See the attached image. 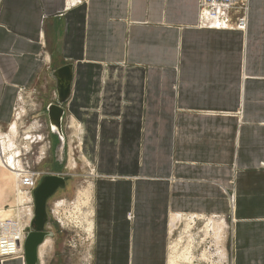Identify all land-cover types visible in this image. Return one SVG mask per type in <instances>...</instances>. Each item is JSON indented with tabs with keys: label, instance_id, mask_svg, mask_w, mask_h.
I'll return each instance as SVG.
<instances>
[{
	"label": "crops",
	"instance_id": "crops-1",
	"mask_svg": "<svg viewBox=\"0 0 264 264\" xmlns=\"http://www.w3.org/2000/svg\"><path fill=\"white\" fill-rule=\"evenodd\" d=\"M247 3L245 29H215L198 0H0V127L29 94L48 122L71 65L90 264H168L174 216L227 217L230 264H264V0ZM0 251L25 264L21 243Z\"/></svg>",
	"mask_w": 264,
	"mask_h": 264
},
{
	"label": "rangeland",
	"instance_id": "rangeland-1",
	"mask_svg": "<svg viewBox=\"0 0 264 264\" xmlns=\"http://www.w3.org/2000/svg\"><path fill=\"white\" fill-rule=\"evenodd\" d=\"M42 111L37 99L29 94L19 101L11 125L0 127V217H12L19 226V231L12 236L9 234L10 237L4 236L0 244L15 247L16 239L22 244L24 236L20 233L19 208L31 198L25 191L26 186L21 187L30 178V173L23 170L62 173L69 176V183L48 201L50 219L46 230L53 235L47 237L48 244L45 251L40 252L39 264H90L92 170L81 151H73L70 144L67 172L53 166L54 143ZM70 127L75 132L74 124ZM7 197L12 201L9 202L12 210L2 208ZM211 220L214 227L208 226ZM171 230L168 264H230L227 217L174 216Z\"/></svg>",
	"mask_w": 264,
	"mask_h": 264
},
{
	"label": "water",
	"instance_id": "water-1",
	"mask_svg": "<svg viewBox=\"0 0 264 264\" xmlns=\"http://www.w3.org/2000/svg\"><path fill=\"white\" fill-rule=\"evenodd\" d=\"M57 98L46 106L45 113L49 123V129L54 139L53 153L55 161H63L66 158V142L62 127L65 115L63 107L70 93L71 65L66 64L55 72ZM67 175L48 173L39 177L36 186L32 190L33 218L25 234L23 241V258L25 264H39V247L53 232L46 230L49 222L48 201L57 190L63 189Z\"/></svg>",
	"mask_w": 264,
	"mask_h": 264
},
{
	"label": "built area",
	"instance_id": "built-area-1",
	"mask_svg": "<svg viewBox=\"0 0 264 264\" xmlns=\"http://www.w3.org/2000/svg\"><path fill=\"white\" fill-rule=\"evenodd\" d=\"M247 0H198V20L197 26L215 29H229L238 28L245 29L247 22ZM26 174L30 173V178L25 180L21 187L26 186V190L30 195H32V190L36 186V183L43 172L29 170H23ZM12 202V201H10ZM23 205L19 208V219L22 224L20 227V233L23 234V241L27 229L30 226V222L33 218L34 206L33 198L25 200ZM7 210H12L13 206L10 203L4 206ZM12 217L1 218L0 217V243L5 238L4 236L10 237L17 230L19 231L18 222L13 220ZM18 221V220H17ZM16 246L20 247V241L15 240ZM23 253V249H22ZM10 253L4 254L0 251V263L10 256Z\"/></svg>",
	"mask_w": 264,
	"mask_h": 264
},
{
	"label": "flooded vegetation",
	"instance_id": "flooded-vegetation-1",
	"mask_svg": "<svg viewBox=\"0 0 264 264\" xmlns=\"http://www.w3.org/2000/svg\"><path fill=\"white\" fill-rule=\"evenodd\" d=\"M64 165H66V158H65V160L63 161V163L60 162L59 160H58V161H55V157H54V153H53V166L56 167V168L60 167V168H62V169H68L67 166L65 167ZM65 172H67V171H65ZM68 177H69V176H68ZM68 183H69V182H68V180H67L65 186H67Z\"/></svg>",
	"mask_w": 264,
	"mask_h": 264
},
{
	"label": "bare ground",
	"instance_id": "bare-ground-1",
	"mask_svg": "<svg viewBox=\"0 0 264 264\" xmlns=\"http://www.w3.org/2000/svg\"><path fill=\"white\" fill-rule=\"evenodd\" d=\"M10 163H11V161H10ZM20 164V163H19ZM15 165V164H14ZM15 168V167H14ZM14 174V173H13ZM21 177V176H20ZM20 183V182H19ZM32 196V195H31ZM57 203V202H56ZM59 203V202H58ZM59 205V204H58ZM61 205V204H60ZM57 210V209H56ZM210 221V220H209ZM208 224V223H207ZM209 225H211L212 227H214L215 226V224H214V222L212 223V220H211V224L209 223L208 224V226ZM28 230V229H27ZM48 244V240H47V238L45 239V241L40 245V247H39V250H40V252H42L43 251V249H44V251H45V247H47L46 245Z\"/></svg>",
	"mask_w": 264,
	"mask_h": 264
}]
</instances>
